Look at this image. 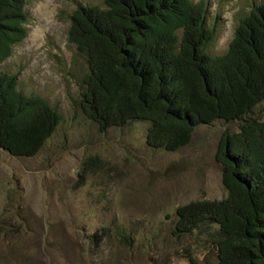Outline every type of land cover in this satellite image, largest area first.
I'll return each mask as SVG.
<instances>
[{
	"label": "rangeland",
	"instance_id": "374dc122",
	"mask_svg": "<svg viewBox=\"0 0 264 264\" xmlns=\"http://www.w3.org/2000/svg\"><path fill=\"white\" fill-rule=\"evenodd\" d=\"M104 1L27 0V37L0 66L61 117L37 156L0 149V264H217L218 229L180 234L177 210L228 197L216 153L241 123L199 126L173 153L148 146V122L101 131L80 108L89 67L69 30L78 6ZM193 2L208 6V53L222 56L264 0ZM253 118L264 120V102Z\"/></svg>",
	"mask_w": 264,
	"mask_h": 264
},
{
	"label": "trees",
	"instance_id": "16d2710c",
	"mask_svg": "<svg viewBox=\"0 0 264 264\" xmlns=\"http://www.w3.org/2000/svg\"><path fill=\"white\" fill-rule=\"evenodd\" d=\"M27 0H0V66L27 37ZM208 6L193 0H105L78 6L69 39L89 67L80 108L101 131L150 123L148 146L173 153L195 129L240 122L216 153L228 197L177 210V231L218 229L217 264H264V3L237 23L225 55L212 56ZM61 117L45 99L25 95L0 69V149L33 158Z\"/></svg>",
	"mask_w": 264,
	"mask_h": 264
}]
</instances>
